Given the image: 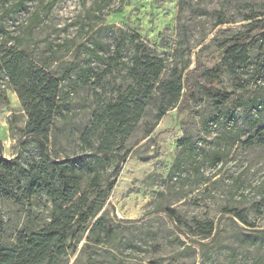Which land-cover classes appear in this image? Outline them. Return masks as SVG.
Masks as SVG:
<instances>
[{
	"label": "rangeland",
	"instance_id": "rangeland-1",
	"mask_svg": "<svg viewBox=\"0 0 264 264\" xmlns=\"http://www.w3.org/2000/svg\"><path fill=\"white\" fill-rule=\"evenodd\" d=\"M259 20L264 0H0V48L21 50L61 79L44 146L25 137L27 114L0 73V158L20 167L12 165L10 196H0V249L51 222L45 190H30L39 177L46 189V160L80 159L81 192L93 199L90 165L101 159L102 187L116 182L93 225L103 221L58 264H264V39L243 61L226 54ZM137 51L164 60V85L145 100L130 137L96 156V118L136 84ZM199 63L212 70L210 83L183 114L180 99L159 119L166 85ZM224 94L232 98L222 104Z\"/></svg>",
	"mask_w": 264,
	"mask_h": 264
},
{
	"label": "trees",
	"instance_id": "trees-1",
	"mask_svg": "<svg viewBox=\"0 0 264 264\" xmlns=\"http://www.w3.org/2000/svg\"><path fill=\"white\" fill-rule=\"evenodd\" d=\"M264 39V20L249 24L247 34L242 38H235L233 44L226 51L232 63L243 61L245 55L256 45V38ZM165 70L164 60L137 51L129 74L135 81L130 85L117 102L107 105L96 118V124L101 128V141L95 150L96 156H109L114 153V145L118 138L122 142L130 137L136 125L145 113V100L152 97L164 83L160 81ZM0 73H3L7 84L13 89L27 114L24 134L27 139L39 140L44 146L49 139V131L56 114L60 110L61 79L56 78L47 69L37 65L21 50L10 47L0 48ZM212 78V70L199 63L188 71L183 80L166 83V93L169 97L168 105L160 109L158 118L164 117L167 107L180 102L179 112L184 113L190 101L194 98L198 88L206 87ZM158 84V87H157ZM184 90V93H182ZM232 94L221 96L222 104L227 103ZM89 130L84 134V141L88 142ZM42 145V147H43ZM45 150V147H43ZM1 151V140H0ZM128 155L125 152L121 159ZM99 158V157H98ZM81 160L65 159L60 161H45L40 170L49 176L40 177L30 183L31 195L36 188L45 190L51 200L54 214L49 224L37 232L21 236L18 242L8 248L0 249V264H58L68 256L69 251L76 249L74 242L89 231L99 212L104 207L114 186L115 181L102 187L99 166L101 159L90 165L93 173L90 187L96 196L90 199L89 193L81 192L82 176L79 174ZM16 160L0 158V196L9 197L7 193L9 176L13 174L12 165ZM20 170L16 164L14 173ZM120 164L115 165L113 173L117 175ZM170 218L176 216L173 210H163ZM103 218H99L90 232L95 233ZM205 238H209L206 236Z\"/></svg>",
	"mask_w": 264,
	"mask_h": 264
}]
</instances>
